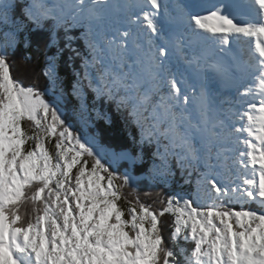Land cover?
Segmentation results:
<instances>
[{
  "label": "snow or ice",
  "instance_id": "6c2138e0",
  "mask_svg": "<svg viewBox=\"0 0 264 264\" xmlns=\"http://www.w3.org/2000/svg\"><path fill=\"white\" fill-rule=\"evenodd\" d=\"M66 50L80 60L82 123L88 88L125 110L138 137L105 143L67 122L57 90ZM225 90L236 99L218 102ZM170 158L196 173L195 192L158 195L153 208L138 182L170 175ZM257 200L264 206V0H0V264H264V211L243 207Z\"/></svg>",
  "mask_w": 264,
  "mask_h": 264
},
{
  "label": "trees",
  "instance_id": "16d2710c",
  "mask_svg": "<svg viewBox=\"0 0 264 264\" xmlns=\"http://www.w3.org/2000/svg\"><path fill=\"white\" fill-rule=\"evenodd\" d=\"M80 29H75L69 34L71 36H76L77 39L73 41V47L79 49L82 53L85 51V45L83 39H81ZM75 34H74V33ZM73 33V34H71ZM79 33V34H78ZM60 37V44L63 46L64 44V32L60 30L58 33ZM46 36V34H45ZM34 45L37 42L36 38L33 37ZM77 41V42H76ZM42 46V45H41ZM54 52L55 49H52ZM33 59L36 61V69L39 70L42 66L43 56H40L37 59V55L34 49ZM22 54V50L17 51V60L19 56ZM70 53L66 50L64 55L61 57L59 61V76L60 83L58 85V92L62 90L63 92V100L62 104L63 109L65 110L64 118L67 122H70L73 128L79 129L80 132L83 130V126L80 119L79 113V105L80 101L72 94V85L76 80L75 73L79 71L80 60L77 58L73 61L68 60V56ZM15 75L23 80V83L28 85H35L37 88L42 89L46 81L43 77H40L39 80L34 79L33 75L29 73H21L18 69H14ZM86 83V82H85ZM85 100L91 114V118L88 120L87 125H89V133L98 137L101 141L105 143L109 142H124L127 143L130 141L131 137L139 136V129L135 126V124H131L128 122L127 112L123 109L117 110L116 104L113 102H108L103 98L96 99L94 93L85 88ZM94 110H99L102 114L100 118L96 117V113ZM84 124V125H83ZM83 127V128H82ZM155 150V145H150L145 147V153L147 156H151V153ZM170 169L171 174L165 176L163 179H158L156 181H150L146 179H141L138 182L137 194L140 197V200L146 204L152 205L153 208H158L159 205L153 203L158 195L169 196V195H181L188 197V195L193 194L196 189V173L193 172L192 176L187 177L186 173L182 175L181 169L177 166L175 158H170ZM202 170V169H201ZM139 172L140 169H137ZM186 180H190V182H186ZM127 192V190H125ZM248 206L257 207L255 204H247ZM236 210H240V204L231 205ZM165 221L163 234L165 237H170L171 234V216H165L162 218ZM183 244V242H181ZM187 248L191 249L193 245L188 243L186 245Z\"/></svg>",
  "mask_w": 264,
  "mask_h": 264
},
{
  "label": "rangeland",
  "instance_id": "374dc122",
  "mask_svg": "<svg viewBox=\"0 0 264 264\" xmlns=\"http://www.w3.org/2000/svg\"><path fill=\"white\" fill-rule=\"evenodd\" d=\"M64 103V100H63V98L61 99V101H60V105H61V110H62V112L63 113H65V110L63 109V107H62V104ZM69 124H71L70 122H68ZM84 125V124H83ZM84 127V128H83ZM82 128H83V130H82V132H80V130L79 129H75V130H77V131H79L80 133H82V134H88V135H92L91 133H89V131H88V129H89V125H84ZM98 138V137H97ZM99 139V138H98ZM100 140V139H99ZM241 147H242V145H241ZM164 178V177H163ZM163 178H158V179H163ZM157 179V180H158ZM257 179H258V177H257ZM156 181V180H155ZM258 205H260L259 203H258V200L257 201H255ZM246 204V203H245ZM244 206V205H243ZM261 207H262V209H263V211H264V206H262V205H260Z\"/></svg>",
  "mask_w": 264,
  "mask_h": 264
},
{
  "label": "bare ground",
  "instance_id": "6f19581e",
  "mask_svg": "<svg viewBox=\"0 0 264 264\" xmlns=\"http://www.w3.org/2000/svg\"><path fill=\"white\" fill-rule=\"evenodd\" d=\"M78 31H81V30H78ZM71 32H72V31H71ZM73 33H74V32H73ZM73 33H71V34H73ZM74 34H75V33H74ZM78 34H79V33H78ZM75 37H76V36H75ZM79 37H80V36H79ZM77 41H78V38H77ZM77 41H76V42H77ZM245 109H246V108H245ZM261 208H262V207H261Z\"/></svg>",
  "mask_w": 264,
  "mask_h": 264
}]
</instances>
